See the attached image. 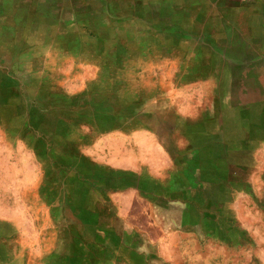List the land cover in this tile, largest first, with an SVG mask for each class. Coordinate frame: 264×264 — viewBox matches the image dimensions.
I'll list each match as a JSON object with an SVG mask.
<instances>
[{
  "label": "rangeland",
  "instance_id": "obj_1",
  "mask_svg": "<svg viewBox=\"0 0 264 264\" xmlns=\"http://www.w3.org/2000/svg\"><path fill=\"white\" fill-rule=\"evenodd\" d=\"M0 264H264V0H0Z\"/></svg>",
  "mask_w": 264,
  "mask_h": 264
},
{
  "label": "crops",
  "instance_id": "obj_2",
  "mask_svg": "<svg viewBox=\"0 0 264 264\" xmlns=\"http://www.w3.org/2000/svg\"><path fill=\"white\" fill-rule=\"evenodd\" d=\"M227 1L229 3L231 2L233 4L238 5L241 2H243L244 0H227ZM52 5L53 4H51V6ZM33 23H35V21ZM60 24H62V16H60ZM38 25H40V24H38ZM32 27H33V29H31V30L34 32L33 36H35V29L39 30L38 28L40 26H37V27L32 26ZM224 27H223L224 28L223 30L222 29L220 30L221 31L220 34H226L228 36L231 35L233 32V28L226 27V26H224ZM51 29H48V31H46V34L50 33L47 36H50L52 34L53 30H51ZM61 34H63L64 38L67 36L65 38L66 41L60 40L61 41V43L59 44L60 48L58 45H57V47L64 52H69V51L73 50L75 48L74 44H73L75 39L69 38V35H70L69 32H65V33H61ZM59 35L60 34L58 33V36ZM75 35H76V33H74V36ZM191 35H193V34L191 33ZM71 41L73 43H71ZM216 170H217V173H215L216 176H214V178L212 177L213 173H211L207 177L202 176L201 173H197V172H189V173L186 172V173H184V175L181 173H178L173 179L174 182H173V185L171 187V195L173 196V198L177 202L183 203L186 206V208H188V210H190V211H193L196 213L199 210L206 211L208 204L215 205L216 202L218 201V200H216V196L213 197L212 199L208 198V194H210V193L211 194L212 193L217 194L216 193L217 190H220V189H224V190L230 189V187L233 185L232 181L233 180H236V182L238 181L236 179L238 176V172H235V170L233 168L227 166V168L224 169V173H221L219 168H216ZM157 189H158V187H157ZM214 190H215V192H214ZM228 193H230L229 190L224 192L225 195H227ZM101 229H102L103 233L112 232L110 230L103 229L102 226H101Z\"/></svg>",
  "mask_w": 264,
  "mask_h": 264
}]
</instances>
